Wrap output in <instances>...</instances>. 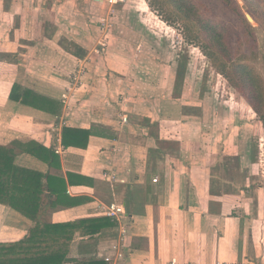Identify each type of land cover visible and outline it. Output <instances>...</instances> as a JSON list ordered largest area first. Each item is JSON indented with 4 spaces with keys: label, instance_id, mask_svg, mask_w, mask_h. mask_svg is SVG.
Here are the masks:
<instances>
[{
    "label": "crops",
    "instance_id": "1",
    "mask_svg": "<svg viewBox=\"0 0 264 264\" xmlns=\"http://www.w3.org/2000/svg\"><path fill=\"white\" fill-rule=\"evenodd\" d=\"M119 2L0 0V144L35 139L53 148L58 166L16 146L15 162L42 172L45 187L48 175L66 182L59 195L44 190L35 220L0 203V242L25 240L36 222L108 217L92 235L74 229L62 264L103 260L98 253L121 229L103 212L115 201L126 210L125 264H264V187L250 169L260 159L250 143L257 120L210 98L196 76L190 89L189 65L183 79L180 63L156 65L152 31L166 21L111 16ZM15 83L60 102L61 112L10 98ZM64 126L95 133L86 147L65 146Z\"/></svg>",
    "mask_w": 264,
    "mask_h": 264
},
{
    "label": "trees",
    "instance_id": "2",
    "mask_svg": "<svg viewBox=\"0 0 264 264\" xmlns=\"http://www.w3.org/2000/svg\"><path fill=\"white\" fill-rule=\"evenodd\" d=\"M161 6L166 22L180 20L183 23L186 37L196 43L211 60L213 67L222 74L231 87L242 94L245 100L258 115L264 128V77L257 65L250 60V52L257 46L256 26L248 20L246 12L238 0H217L223 8L233 14L243 26L251 46L241 49L237 54L232 44L234 30L229 22L210 14L207 4L197 0H150ZM247 11L254 20L264 26V0H243ZM158 6V5H157ZM66 49L83 58L87 50L74 41H68ZM186 60L179 64L178 78L183 79ZM182 81V80H181ZM10 98L28 105L59 114L60 102L31 88H22L14 84ZM95 129L63 127L65 146L86 147L89 137ZM15 146L47 162L52 166L60 165V156L51 147L31 139L14 140L12 145L0 144V203L8 204L31 219L37 218L42 204V194L47 189L50 195H59L63 180L48 175L47 186L43 182L44 174L38 170L16 164ZM69 174V182H73ZM213 189V188H212ZM108 218V217H107ZM106 217L85 218L76 222L43 223L36 222L25 240L14 243L0 242V264H62L66 257L67 243L74 236L77 226L84 227L90 235L98 232L107 221ZM58 241L62 247L54 248ZM84 264H108L96 259Z\"/></svg>",
    "mask_w": 264,
    "mask_h": 264
},
{
    "label": "rangeland",
    "instance_id": "3",
    "mask_svg": "<svg viewBox=\"0 0 264 264\" xmlns=\"http://www.w3.org/2000/svg\"><path fill=\"white\" fill-rule=\"evenodd\" d=\"M59 1L63 2L65 0ZM72 1L73 0H67V3L71 5ZM75 1H79L82 3V0ZM197 1L205 5L207 4L209 10L208 12L210 14L215 17L222 18L230 23L234 30L232 44L237 54L241 53V49L244 50L245 48L251 46V43L249 44V41L247 40V34L243 32L242 24L233 14H231L229 10L223 8L217 0ZM87 2V5H89V3L91 5V2H94V0H87ZM238 2L246 13H250L246 10L243 0H238ZM106 4V2L103 3L101 8L93 9L92 7H90V9H93L92 11L96 15H101L103 14V12L105 13L107 11L108 7H106ZM119 4L120 5H117L115 7V13L112 11L113 13H111V16L112 14L119 15L120 17L133 15L140 19H144V21L146 18L150 19V17L159 18L161 20L165 18L164 10L161 9L162 7L159 6L158 3H156L158 6L152 4L150 0H122V2H119ZM117 8H121V10L119 11L117 10ZM251 22L257 28L256 34L258 44L253 50H251L250 60L257 65V68L260 70L264 77V26L256 22L255 20ZM159 24L161 25H159L158 28H154L156 31H152V37L154 41L151 42V45L153 46L152 48H154V50L156 51V56H153L156 65L171 63L173 65H177L178 63H180L178 59L186 60V65H189L191 67V70H189L190 72L186 77L187 84L189 85L190 89L192 87L190 81L192 82V78L196 76V78H199L197 79V81L204 84L203 91H206L207 95L208 93H210V98L213 99L214 96H217L223 103L231 104L233 106L234 112H237L239 116H243L244 118L253 117L257 120L255 121L254 126L255 129H258L259 131L257 130L258 133H256L253 137L251 136L250 143L251 145L255 146L256 152L258 153V155H260V159L259 164H252V166L250 165V169L251 172L258 174L254 176V183L256 185L264 187V128L262 123L258 120V115L245 100L242 94L231 87L227 79L213 67L211 60L203 53L202 49L196 43L190 42L188 40L185 34L183 23L180 20ZM160 26L163 27L162 30L159 29ZM138 28L140 29L141 33L143 32L145 34V30H148L147 26L144 25V22L143 25L141 24ZM141 38H143L144 40L145 37ZM62 44L65 47L67 41H62ZM160 75V73H157L156 77L160 79ZM223 103L222 105H224ZM259 144H261V148H259ZM261 159L263 161H261ZM224 161V157L218 159L219 164L217 165V173H219L220 175L223 174V165L221 163H223ZM241 175L242 172H240L239 177H241Z\"/></svg>",
    "mask_w": 264,
    "mask_h": 264
},
{
    "label": "built area",
    "instance_id": "4",
    "mask_svg": "<svg viewBox=\"0 0 264 264\" xmlns=\"http://www.w3.org/2000/svg\"><path fill=\"white\" fill-rule=\"evenodd\" d=\"M83 73V69L79 68L75 70L71 75L72 80H78L80 74ZM65 97V95L63 96ZM126 120V117H124ZM154 181H157V178H154ZM103 212L105 215L118 221L119 226L121 227L119 235L114 239L110 245L109 249L106 252H100L98 255L108 264H125L127 257L126 251V229L122 225V219L126 216V210L124 204L121 202H111L103 206Z\"/></svg>",
    "mask_w": 264,
    "mask_h": 264
},
{
    "label": "water",
    "instance_id": "5",
    "mask_svg": "<svg viewBox=\"0 0 264 264\" xmlns=\"http://www.w3.org/2000/svg\"><path fill=\"white\" fill-rule=\"evenodd\" d=\"M246 16H247L249 21H254V18L250 13H246Z\"/></svg>",
    "mask_w": 264,
    "mask_h": 264
}]
</instances>
